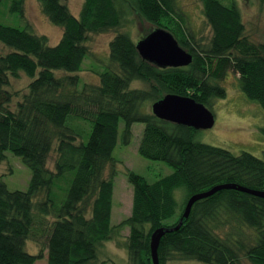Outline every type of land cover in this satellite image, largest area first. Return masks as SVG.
<instances>
[{"label": "trees", "instance_id": "1", "mask_svg": "<svg viewBox=\"0 0 264 264\" xmlns=\"http://www.w3.org/2000/svg\"><path fill=\"white\" fill-rule=\"evenodd\" d=\"M24 1L0 0L24 24L0 22V44L8 49L0 52V162L10 152L31 171L25 190H9L0 175V264H35L45 256L46 264H107L99 248L123 228L127 264H152V232L177 225L192 194L227 183L264 191V150L260 157L235 154L195 140L196 129L151 112L167 93L210 106L212 98L224 97L218 81L228 72L238 74L241 92L264 110V44L246 34L235 0H199L210 28L205 43L193 37L176 0H83L77 16L64 1L38 0L47 19L62 28L55 45L32 32ZM131 11L172 33L191 62L158 67L141 58L137 41L120 30ZM109 30V63L97 71L96 83L82 82L89 35ZM20 74L28 78L21 95L9 89ZM133 81L148 86L132 88ZM136 122L144 124L139 155L173 170L149 182L127 169L130 213L111 224L112 153L118 141L129 144ZM27 240L37 252L26 249ZM157 253L159 264H264V198L226 188L195 201L180 226L162 235Z\"/></svg>", "mask_w": 264, "mask_h": 264}, {"label": "rangeland", "instance_id": "2", "mask_svg": "<svg viewBox=\"0 0 264 264\" xmlns=\"http://www.w3.org/2000/svg\"><path fill=\"white\" fill-rule=\"evenodd\" d=\"M228 0H222L228 4ZM239 6L245 32L250 39L264 44V0H235ZM67 7L70 12L77 16L82 6L83 0H67ZM177 7L182 11L187 21V26L193 33V37L200 43H205L210 36V28L206 24L199 0H176ZM24 18L30 24L32 32L47 36L48 44L55 45L62 33V28L51 23L42 12L38 0L24 1ZM128 22L120 30L130 33L134 41H138L151 30L153 26L144 21L135 12L131 11L127 15ZM0 22L7 25L24 27L22 21L15 14L8 11L6 3L0 5ZM114 34L113 30L101 33H91L86 41L88 54L82 63L80 77L82 82L96 83L98 80L97 71L104 69L108 62V42ZM8 49L0 44V52ZM62 72H58L61 74ZM238 74L228 72L225 77L218 81L225 89L224 97L211 99L208 108L214 115V123L211 127L197 129L194 139L213 146L225 148L235 154L241 151L249 152L255 156H262L264 150V110L259 104L248 100L238 86ZM28 78L20 74L17 78H12L10 90L21 93L26 91ZM148 84L143 81H133L132 88H147ZM20 95L14 97L11 107L20 99ZM123 127V122H119V134ZM143 123H133L131 126L132 137L128 145H122L118 141L112 156L115 159V176L113 178V196L111 224L119 223L125 218L131 209L132 186L126 179V171L130 169L152 182L160 176L169 174L173 169L165 161L151 160L142 157L137 152L141 139ZM54 153L49 156L47 165L52 167ZM111 168V169H112ZM9 190H25L31 176L30 169L24 165L18 156L6 152V157L0 162V175ZM128 229L123 228L113 239L104 242L99 248L100 259H106L107 264H127V253L125 238ZM26 249L29 252H37L38 245L32 240L26 241ZM35 264H46V256L38 260ZM94 264H99L96 262ZM169 264H208L197 260H174ZM241 264H249L242 259Z\"/></svg>", "mask_w": 264, "mask_h": 264}, {"label": "water", "instance_id": "3", "mask_svg": "<svg viewBox=\"0 0 264 264\" xmlns=\"http://www.w3.org/2000/svg\"><path fill=\"white\" fill-rule=\"evenodd\" d=\"M61 1L66 2L67 0ZM135 47L141 58L158 67L187 66L192 60V55L179 45L172 33L161 27H155L140 38ZM151 112L159 119L192 127L196 130L209 128L214 123L213 113L203 103L190 96L175 93L164 94L160 99L153 102ZM226 188H234L264 198V191L252 190L228 183L215 185L207 191L192 194L186 201L177 225L170 228L159 227L152 232L149 244L152 264H159L157 248L162 235L180 226L182 220L188 217L194 202Z\"/></svg>", "mask_w": 264, "mask_h": 264}]
</instances>
